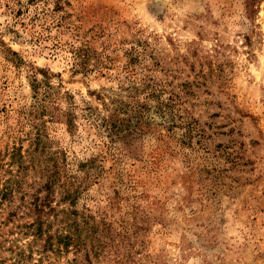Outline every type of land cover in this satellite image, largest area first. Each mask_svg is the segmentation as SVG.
I'll return each mask as SVG.
<instances>
[{
	"label": "rangeland",
	"instance_id": "obj_1",
	"mask_svg": "<svg viewBox=\"0 0 264 264\" xmlns=\"http://www.w3.org/2000/svg\"><path fill=\"white\" fill-rule=\"evenodd\" d=\"M6 185L0 264H264V0H0Z\"/></svg>",
	"mask_w": 264,
	"mask_h": 264
},
{
	"label": "trees",
	"instance_id": "obj_2",
	"mask_svg": "<svg viewBox=\"0 0 264 264\" xmlns=\"http://www.w3.org/2000/svg\"><path fill=\"white\" fill-rule=\"evenodd\" d=\"M80 53L83 51H87V49H78ZM85 54V53H84ZM110 131L117 136H121V138L125 137V133L122 132L121 126L117 124V120L113 119V122L110 126ZM15 157V153L13 154ZM20 157H22V153L19 152ZM19 165H22L21 159L18 160ZM55 179H49L44 184V189H46L47 194L44 197L39 196L38 194L33 195L32 201L29 203V209L31 212L36 214L35 220L25 224L28 228L27 231H24L23 234L30 235L33 237V242L38 241L39 239H44L43 248L40 250V257L38 261H42L44 256H47L46 251H60L62 248H68L73 245L77 248H81L82 240H81V226L75 220L73 222L69 221V218L66 216L61 219V222H66L64 226L58 229L56 232H51V221L49 217H44L45 214H49L51 211L55 212V208L52 205L51 194L53 192V183ZM11 193V188L6 185L2 191L0 192V199H6L7 196ZM72 200V199H71ZM56 214V213H55ZM6 239L1 238L0 240V251L4 249L3 243ZM19 240V238L11 239L10 242L15 244ZM32 241H30V247L32 245ZM18 247V246H17ZM32 248V246H31ZM14 260L16 264L24 263L25 261L31 259L33 257V253H26V249L23 247H18L15 251ZM12 264V263H10Z\"/></svg>",
	"mask_w": 264,
	"mask_h": 264
}]
</instances>
